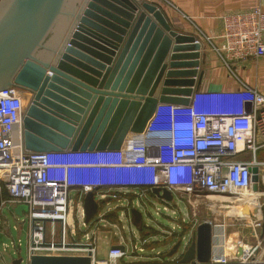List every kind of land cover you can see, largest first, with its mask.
Segmentation results:
<instances>
[{"label":"water","instance_id":"obj_1","mask_svg":"<svg viewBox=\"0 0 264 264\" xmlns=\"http://www.w3.org/2000/svg\"><path fill=\"white\" fill-rule=\"evenodd\" d=\"M175 22L147 0H0V94L21 102L23 155L143 160L148 125L151 134H191L192 115L251 113V93L196 94L206 50ZM83 208L88 222L98 209L92 193ZM132 216L140 227L141 214ZM194 238L182 261L205 264L212 227L201 223ZM29 264L90 259L36 255Z\"/></svg>","mask_w":264,"mask_h":264},{"label":"built area","instance_id":"obj_2","mask_svg":"<svg viewBox=\"0 0 264 264\" xmlns=\"http://www.w3.org/2000/svg\"><path fill=\"white\" fill-rule=\"evenodd\" d=\"M220 18L222 33L218 39L207 35L203 38L233 79L232 67L237 63L264 58V12L255 6ZM248 93L253 95L251 113L230 117L192 115L191 134H151L148 125L142 137L143 160L23 155L21 102L0 94V215L5 204L14 209L27 208L21 216L14 213L26 216L22 224L28 225L27 264L36 255L88 257L90 264H202L195 258L188 263L182 261L201 223L192 226L188 239L180 237L178 230L185 228L173 223L181 221L184 225L186 220L180 218L174 199L185 201L187 210L196 206L210 212L231 209L233 218L251 231L253 243L233 241L226 237L225 225L204 221L213 230L212 255L205 264H264V184L258 182L264 161L257 158L264 150V95L245 84L237 90L196 91ZM254 168L258 177L256 192ZM155 189L160 191L159 196L153 192ZM163 190L171 194V200L163 198ZM73 192L82 208L75 216L76 229L71 231L68 215ZM89 193L98 209L85 222L83 202ZM133 211L141 214L140 227L133 224ZM140 211L151 216L150 223L162 218L168 225L159 224L154 230V225L143 223ZM109 228L128 230L129 237L117 240L116 233L109 235ZM216 229L219 232L214 234ZM102 234L116 243L99 255ZM228 239L235 247L232 253L227 252ZM174 240L179 247L169 255L177 244ZM11 245L18 251L19 242Z\"/></svg>","mask_w":264,"mask_h":264},{"label":"crops","instance_id":"obj_3","mask_svg":"<svg viewBox=\"0 0 264 264\" xmlns=\"http://www.w3.org/2000/svg\"><path fill=\"white\" fill-rule=\"evenodd\" d=\"M160 4L162 11L172 22L183 27L181 32L195 34L206 50L203 77L199 89L220 91L237 90L241 84L256 88L264 95V58L258 61L237 63L232 70L235 78H229V71L222 62L211 52L210 44L204 36L218 39L222 33L221 16L226 13L246 11L252 7H260L264 12V0H147ZM3 199H7L4 195ZM151 219V216H150ZM153 227V225H151ZM155 229V226L153 228ZM217 229L214 234H217ZM106 247L115 244L109 236L103 235ZM215 241V240H214ZM15 242V241H14ZM17 242H21L18 240ZM216 243V241H215ZM214 243V244H215ZM216 245V244H215ZM9 248L4 244V251ZM20 249V247H19ZM18 249V251H19ZM100 249V246H99ZM105 251L102 255H104ZM3 258L2 255H0Z\"/></svg>","mask_w":264,"mask_h":264},{"label":"rangeland","instance_id":"obj_4","mask_svg":"<svg viewBox=\"0 0 264 264\" xmlns=\"http://www.w3.org/2000/svg\"><path fill=\"white\" fill-rule=\"evenodd\" d=\"M257 158L259 160L264 161V150L259 151ZM263 175L260 177V181H258L260 184H264V170ZM177 208L176 210L179 211L181 214L180 218H184L186 222H184V225H182L181 221H178L177 224L180 225L181 228H185V231L182 229H179L178 232L180 233V237H184L188 239L190 237V234L193 229V225L196 223H203L206 220H211L215 224L225 225L226 229V237L233 241L242 240V241H251L254 242L253 236L251 235V231L246 227L242 222L236 221L235 218H233V214H228L231 209H217L214 212L207 211L205 207L203 206H196L195 209L188 207L185 205V201H181L179 199L173 200ZM82 208L81 202L78 203L77 201V194L75 192L71 193L70 195V205H69V215H68V228L71 231H74L76 229V215L80 214V210ZM154 211V209H153ZM143 214V223L146 224H152L156 228H159V224L163 227H166L168 225L167 221L165 219L160 218L158 221L150 223L148 220L150 219L149 215H146L143 211H140ZM190 218L189 224H187V219ZM26 219V216L24 217H17L14 214V208L9 205L5 204L4 207L1 209V215H0V255L3 256V261L0 258V264H12V261L17 258H21L23 260L22 264H27L26 256H27V232H28V225L27 223H23V220ZM161 227L160 229H164ZM154 228V227H153ZM155 228V229H156ZM191 231V232H190ZM113 233H116L115 238L119 240V237L126 236V238L129 237L128 230L121 232L119 228L117 229H111L109 228V235H113ZM123 234V235H122ZM103 235H101L99 240V246L100 251H105L106 248V242L103 238ZM170 238V237H169ZM227 240L230 243L229 247H234V244L230 242V240ZM21 242V246L19 251H16L12 248L11 243L15 241ZM174 243H177L178 241L174 240ZM180 241V240H179ZM4 244H7L9 248L4 251ZM235 248V247H234ZM103 252H101L99 255H102Z\"/></svg>","mask_w":264,"mask_h":264},{"label":"bare ground","instance_id":"obj_5","mask_svg":"<svg viewBox=\"0 0 264 264\" xmlns=\"http://www.w3.org/2000/svg\"><path fill=\"white\" fill-rule=\"evenodd\" d=\"M245 212H247V210H246ZM228 214L231 215V214H232V211H229ZM229 246H230V243L227 241V248H228V251H227V252H228V253L231 252L230 250H233V251L235 250L234 247L232 248V247H229ZM231 253H232V252H231Z\"/></svg>","mask_w":264,"mask_h":264},{"label":"trees","instance_id":"obj_6","mask_svg":"<svg viewBox=\"0 0 264 264\" xmlns=\"http://www.w3.org/2000/svg\"><path fill=\"white\" fill-rule=\"evenodd\" d=\"M160 6V4H158ZM161 10H162V7L160 6ZM164 12V11H163Z\"/></svg>","mask_w":264,"mask_h":264}]
</instances>
